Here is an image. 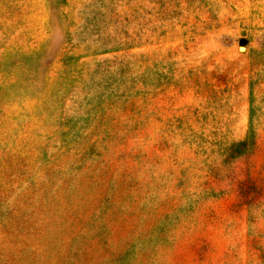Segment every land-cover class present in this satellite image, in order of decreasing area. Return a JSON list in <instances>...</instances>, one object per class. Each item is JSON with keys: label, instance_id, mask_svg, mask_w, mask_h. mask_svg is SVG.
<instances>
[{"label": "rangeland", "instance_id": "374dc122", "mask_svg": "<svg viewBox=\"0 0 264 264\" xmlns=\"http://www.w3.org/2000/svg\"><path fill=\"white\" fill-rule=\"evenodd\" d=\"M0 264H264V0H0Z\"/></svg>", "mask_w": 264, "mask_h": 264}]
</instances>
